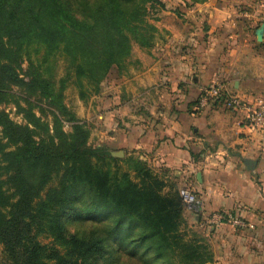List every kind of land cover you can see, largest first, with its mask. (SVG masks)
Returning <instances> with one entry per match:
<instances>
[{
  "label": "trees",
  "instance_id": "trees-1",
  "mask_svg": "<svg viewBox=\"0 0 264 264\" xmlns=\"http://www.w3.org/2000/svg\"><path fill=\"white\" fill-rule=\"evenodd\" d=\"M152 1L102 0L92 7L86 3L81 15L71 6L78 0H0V82L40 92L72 128L65 133L61 117L54 114L52 129L31 109H23L31 129L0 111V264H111L104 253L112 240L118 254L123 245L134 251L144 248L148 261L140 264L213 261L211 248L187 231V206L180 190L163 196L158 187L166 183L146 162L136 165L142 176L138 186L110 148L90 147V129L63 103L66 80H60L56 91L45 76L51 69L49 59L60 55L69 59L75 78L95 86L115 70L125 71L133 42L142 48L153 45L157 29L147 20L146 7ZM24 57L28 67L21 77ZM55 179L58 183L42 199ZM83 194L89 207L103 216L100 220L115 219L108 239L96 230L88 236L62 230V209ZM135 231L139 235L129 239ZM41 237L50 241L43 243ZM122 259L135 264L128 256Z\"/></svg>",
  "mask_w": 264,
  "mask_h": 264
},
{
  "label": "crops",
  "instance_id": "crops-1",
  "mask_svg": "<svg viewBox=\"0 0 264 264\" xmlns=\"http://www.w3.org/2000/svg\"><path fill=\"white\" fill-rule=\"evenodd\" d=\"M262 2L162 0L153 45H133L126 70L108 79L112 92L97 101L99 145L196 193L193 220L212 236L207 264H264V132L247 127L244 110L200 107L203 90L217 84L264 102ZM220 213L244 226H208Z\"/></svg>",
  "mask_w": 264,
  "mask_h": 264
},
{
  "label": "rangeland",
  "instance_id": "rangeland-1",
  "mask_svg": "<svg viewBox=\"0 0 264 264\" xmlns=\"http://www.w3.org/2000/svg\"><path fill=\"white\" fill-rule=\"evenodd\" d=\"M102 0H78V3H73L71 6L76 8L81 15L84 13V5L87 3L88 6H98ZM161 5H163L162 0H154L147 4V20L153 24V22L158 18L159 10ZM72 9V8H71ZM133 45H138L133 42ZM31 59L36 62L38 57L36 56L35 49L32 47L30 49ZM42 56V55H41ZM24 62L21 64L19 73L21 77H24V72L28 67V62L26 61L28 57H24ZM51 69L45 72V76L49 78L55 84V90L58 91L60 86V80L65 79L66 84L63 89V103L71 111L76 118L88 129H90V138L88 145L92 148L95 147H107L106 145H99L101 135L97 134L98 125L96 124L97 118L100 116V108L97 106L99 99L102 95H108L113 90L112 84L108 82V79L113 77L114 72L107 75L103 82L95 86L90 84L86 80H78L74 77L73 72L69 70L70 62L69 59L64 55L51 57L48 61ZM44 69V67H43ZM118 73V72H117ZM116 74V72H115ZM28 80V79H26ZM107 85V86H105ZM0 111H4L9 114L10 118L19 126H29L31 129L33 127L28 123L26 113L23 109H31L37 117L41 118L43 122H46L53 129L54 127V114L61 117L60 112L57 108L50 104V100L43 97L40 92H34L29 90L27 87L17 86L9 84L7 82H0ZM102 93V94H101ZM99 115V116H98ZM62 119V130L65 133L70 134L72 131L71 124L66 121V118ZM40 140V137H36ZM7 140H4V144ZM14 149L11 147L9 151ZM113 156L119 160H122V171L127 172L130 175L131 180L138 186H142V176L136 173V165L140 166L144 163V160L132 155L123 154L118 155V151L111 149ZM155 173V172H154ZM157 174V173H155ZM158 175V176H157ZM156 177L159 178V174ZM160 181V179H159ZM58 179L53 180L50 185L42 192V199L46 198L50 190H52ZM160 193L163 196H173L176 195L180 187L175 183L166 184L161 187ZM90 200L84 194L77 198L76 200L70 202L66 205L60 215V222L62 224V230L66 234L73 233H84L86 236L91 234L94 230L98 232L102 238L108 239L114 218L105 217L102 219L100 213L95 212L89 207ZM194 212L190 210H185V219L187 222V231L190 237L201 241L202 244L207 245L209 248L212 247L211 239L212 236L209 235L206 227H199L197 223L194 222ZM210 226V225H208ZM138 231H135L133 235H130L129 239L139 235ZM137 234V235H136ZM43 243H48L50 240L45 238H40ZM107 252L104 253V258L107 262L111 264H126L128 259L124 260L122 257L128 256L135 264H140L142 262L148 261L144 259V248H138L136 251L133 250V246L126 247L123 245L122 254H118V246L115 240L109 241L107 243ZM3 246L0 244V259L2 257ZM125 252L127 255H125ZM134 254V255H132ZM131 255V256H129ZM122 256V257H121Z\"/></svg>",
  "mask_w": 264,
  "mask_h": 264
},
{
  "label": "built area",
  "instance_id": "built-area-1",
  "mask_svg": "<svg viewBox=\"0 0 264 264\" xmlns=\"http://www.w3.org/2000/svg\"><path fill=\"white\" fill-rule=\"evenodd\" d=\"M261 11L257 15L258 25H264V2L260 4ZM223 104L228 109L246 112V125L252 130L264 132V102L259 101L256 104H248L241 97L230 93L225 84H217L203 90L200 97V107L206 108L208 106H218ZM180 195L187 206V209L198 213L200 212L198 197L195 192L189 188H181ZM228 221L237 226H244L241 219L229 216V218L220 213L209 215L206 222L210 226L220 224L221 222Z\"/></svg>",
  "mask_w": 264,
  "mask_h": 264
},
{
  "label": "water",
  "instance_id": "water-1",
  "mask_svg": "<svg viewBox=\"0 0 264 264\" xmlns=\"http://www.w3.org/2000/svg\"><path fill=\"white\" fill-rule=\"evenodd\" d=\"M263 29H264V26L260 27L259 30H258L257 34H258L259 38H262L263 35H264V30ZM117 154L122 156L124 154V152H118ZM247 164L251 167L254 164V162L253 161H247Z\"/></svg>",
  "mask_w": 264,
  "mask_h": 264
}]
</instances>
